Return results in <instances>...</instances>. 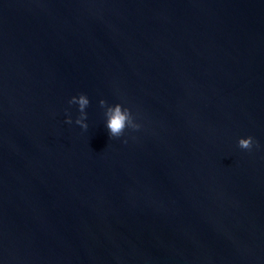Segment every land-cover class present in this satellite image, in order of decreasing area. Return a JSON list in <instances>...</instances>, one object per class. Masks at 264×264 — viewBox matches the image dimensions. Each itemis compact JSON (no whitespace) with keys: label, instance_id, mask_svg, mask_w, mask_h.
Listing matches in <instances>:
<instances>
[{"label":"water","instance_id":"water-1","mask_svg":"<svg viewBox=\"0 0 264 264\" xmlns=\"http://www.w3.org/2000/svg\"><path fill=\"white\" fill-rule=\"evenodd\" d=\"M0 264H264V0H0Z\"/></svg>","mask_w":264,"mask_h":264},{"label":"clouds","instance_id":"clouds-1","mask_svg":"<svg viewBox=\"0 0 264 264\" xmlns=\"http://www.w3.org/2000/svg\"><path fill=\"white\" fill-rule=\"evenodd\" d=\"M70 104H78L80 116L76 119L75 123L80 125L84 130L88 129L87 112L86 108L90 104V100L86 94H80L78 97L73 96L69 101ZM101 107H105L107 122L106 126L110 133V138H120L124 135L126 128L131 127L136 130L140 128V125L135 122V118L130 108L124 107L122 104H116L114 106H108L107 101H100ZM67 123L71 124V116L68 117ZM127 142V141H125ZM257 142L253 137L241 138L238 142V146L241 149L251 150Z\"/></svg>","mask_w":264,"mask_h":264}]
</instances>
